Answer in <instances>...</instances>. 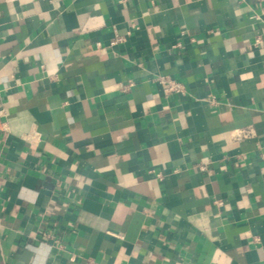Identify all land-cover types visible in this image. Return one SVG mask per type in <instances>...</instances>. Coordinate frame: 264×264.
<instances>
[{
  "label": "crops",
  "instance_id": "obj_1",
  "mask_svg": "<svg viewBox=\"0 0 264 264\" xmlns=\"http://www.w3.org/2000/svg\"><path fill=\"white\" fill-rule=\"evenodd\" d=\"M88 260L264 264V0H0V264Z\"/></svg>",
  "mask_w": 264,
  "mask_h": 264
},
{
  "label": "built area",
  "instance_id": "obj_2",
  "mask_svg": "<svg viewBox=\"0 0 264 264\" xmlns=\"http://www.w3.org/2000/svg\"><path fill=\"white\" fill-rule=\"evenodd\" d=\"M125 39L123 36H117L114 40V43L117 42H122ZM159 82L162 85V88L164 89L165 92L169 93L172 91H181L183 88V85L179 82L176 81L172 78L169 77H159ZM245 135H247L250 131H242ZM88 264H102L99 262H96L94 260H88Z\"/></svg>",
  "mask_w": 264,
  "mask_h": 264
}]
</instances>
